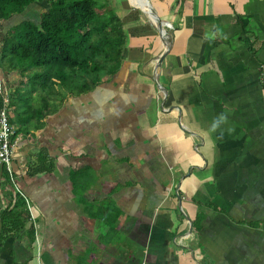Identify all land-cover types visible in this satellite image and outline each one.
<instances>
[{"label":"crops","instance_id":"0c3cea01","mask_svg":"<svg viewBox=\"0 0 264 264\" xmlns=\"http://www.w3.org/2000/svg\"><path fill=\"white\" fill-rule=\"evenodd\" d=\"M148 1L158 74L164 41L127 0L122 66L89 93L0 66L30 207L8 225L0 164V264H264V0Z\"/></svg>","mask_w":264,"mask_h":264},{"label":"trees","instance_id":"16d2710c","mask_svg":"<svg viewBox=\"0 0 264 264\" xmlns=\"http://www.w3.org/2000/svg\"><path fill=\"white\" fill-rule=\"evenodd\" d=\"M36 1L0 0V28ZM45 2L43 13L33 16L35 21L24 19L0 33V65L8 67L9 75L28 77L36 91L56 87L77 94L89 93L113 77L129 40L115 0ZM3 102L0 96V107ZM6 183L12 184L9 177ZM14 192L18 198L5 213L9 226L14 218L29 217L24 195Z\"/></svg>","mask_w":264,"mask_h":264},{"label":"built area","instance_id":"2783aa9c","mask_svg":"<svg viewBox=\"0 0 264 264\" xmlns=\"http://www.w3.org/2000/svg\"><path fill=\"white\" fill-rule=\"evenodd\" d=\"M0 96L4 99L3 105L0 107V164L3 165L8 173V177L15 190L22 195L21 190L17 186L16 178L11 168L13 150L17 145L18 138L16 131L9 121L8 114V89L4 81L0 78ZM30 207L28 206V209Z\"/></svg>","mask_w":264,"mask_h":264},{"label":"rangeland","instance_id":"374dc122","mask_svg":"<svg viewBox=\"0 0 264 264\" xmlns=\"http://www.w3.org/2000/svg\"><path fill=\"white\" fill-rule=\"evenodd\" d=\"M39 3H43L44 5H46V2H45V0H37ZM121 1V3H120V11L122 12V10H123V4L125 3V0H120ZM128 1V3H129V5H130V7L132 6V11L134 12V13H137V14H139V12H141L142 13V17H143V21H145V22H147V23H149L150 22V19H149V16L147 15V13L144 11V9H143V5H142V3H140L138 0H136V1H138V3L137 2H135L134 0H127ZM117 2H118V0H117ZM122 6V7H121ZM144 11V13L141 11V9ZM37 11V10H36ZM41 11V10H40ZM24 13V12H23ZM25 13H27V14H25ZM24 14H22L21 16H19L18 18H16V19H18L19 20V18L20 19H22V18H25L26 20H31V21H34V20H32V19H34L33 18V16L32 15H29V12H25ZM141 15V14H140ZM11 21H14V19H12V20H10L9 21V23L11 22ZM1 66V65H0ZM8 107H9V117H10V110H11V108H10V104H8ZM28 211H29V209H27Z\"/></svg>","mask_w":264,"mask_h":264},{"label":"water","instance_id":"95a60500","mask_svg":"<svg viewBox=\"0 0 264 264\" xmlns=\"http://www.w3.org/2000/svg\"><path fill=\"white\" fill-rule=\"evenodd\" d=\"M147 3L148 5L151 7L152 11H154V9L152 8V6L150 5V2L147 0ZM142 10V9H141ZM155 19L157 21V24H155L156 28L159 30L160 34H161V37L164 41V51L163 53L160 55L158 61H157V64H156V74L159 73L160 71V68L162 66V63L165 59V57L167 56L169 50H170V39H169V36H168V33L166 31V29L164 28L165 25L162 21L159 20V18L155 15ZM167 37V39H166Z\"/></svg>","mask_w":264,"mask_h":264},{"label":"bare ground","instance_id":"6f19581e","mask_svg":"<svg viewBox=\"0 0 264 264\" xmlns=\"http://www.w3.org/2000/svg\"><path fill=\"white\" fill-rule=\"evenodd\" d=\"M138 1L142 3L144 7V11L147 13L149 19L153 22V24H157L154 11H152L151 7L148 5L147 0H138Z\"/></svg>","mask_w":264,"mask_h":264}]
</instances>
